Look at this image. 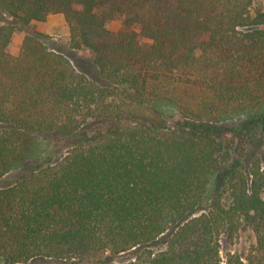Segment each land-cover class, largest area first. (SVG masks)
I'll return each instance as SVG.
<instances>
[{
  "label": "trees",
  "instance_id": "16d2710c",
  "mask_svg": "<svg viewBox=\"0 0 264 264\" xmlns=\"http://www.w3.org/2000/svg\"><path fill=\"white\" fill-rule=\"evenodd\" d=\"M256 1L0 0V183L42 136L65 149L0 187V264H264ZM53 14L101 83L34 29ZM243 224L255 244L223 260Z\"/></svg>",
  "mask_w": 264,
  "mask_h": 264
},
{
  "label": "rangeland",
  "instance_id": "374dc122",
  "mask_svg": "<svg viewBox=\"0 0 264 264\" xmlns=\"http://www.w3.org/2000/svg\"><path fill=\"white\" fill-rule=\"evenodd\" d=\"M256 7L264 8V0H257ZM49 28L50 34L45 33L46 28ZM108 28L112 32H118L122 28V23L119 19H114L108 24ZM34 29L42 32L50 37L49 45L54 50L64 53L72 63L83 72L90 79L101 83L97 69L93 65V54L87 49L72 50L70 49V35L69 28L63 15L53 14L50 15L45 22L36 23ZM44 30V31H43ZM48 31V30H46ZM26 34V29L18 28L12 38V54L18 55ZM237 122H227L220 126V128H229ZM237 125V124H236ZM44 138L38 139V148L36 149V158H31L24 164L22 168H18L7 174L0 183V187H9L13 185L22 175V173L29 170H36L44 167L47 164H54L59 161L64 155L65 149L57 143L53 135L42 136ZM255 235L251 227L243 224L234 237V239L222 238V258L226 259L228 253H238L242 258H245L250 248L255 244ZM133 255L126 253L125 255L117 258L115 262H123L131 259ZM28 264H66L60 261L51 260H35Z\"/></svg>",
  "mask_w": 264,
  "mask_h": 264
},
{
  "label": "crops",
  "instance_id": "0c3cea01",
  "mask_svg": "<svg viewBox=\"0 0 264 264\" xmlns=\"http://www.w3.org/2000/svg\"><path fill=\"white\" fill-rule=\"evenodd\" d=\"M46 30H48V31H46ZM46 30H45V31L43 30V31H44L45 33H47V34H50V32H49V28H48V27L46 28Z\"/></svg>",
  "mask_w": 264,
  "mask_h": 264
}]
</instances>
